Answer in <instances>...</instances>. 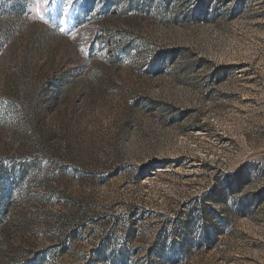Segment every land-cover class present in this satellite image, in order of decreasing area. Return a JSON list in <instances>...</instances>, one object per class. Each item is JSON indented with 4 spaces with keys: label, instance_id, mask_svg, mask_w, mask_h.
Instances as JSON below:
<instances>
[{
    "label": "rangeland",
    "instance_id": "obj_1",
    "mask_svg": "<svg viewBox=\"0 0 264 264\" xmlns=\"http://www.w3.org/2000/svg\"><path fill=\"white\" fill-rule=\"evenodd\" d=\"M0 264H264V0H0Z\"/></svg>",
    "mask_w": 264,
    "mask_h": 264
}]
</instances>
